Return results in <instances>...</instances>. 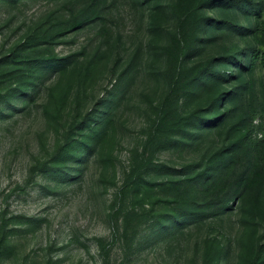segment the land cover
<instances>
[{
  "label": "rangeland",
  "instance_id": "1",
  "mask_svg": "<svg viewBox=\"0 0 264 264\" xmlns=\"http://www.w3.org/2000/svg\"><path fill=\"white\" fill-rule=\"evenodd\" d=\"M224 1L232 7L212 13L220 23L204 22L201 3L183 29L208 46L189 53L172 90L181 37L170 0H0V264H264V180L224 201L203 196L197 176L220 131L178 143L186 118L210 108L207 93L186 92L194 61L231 50L247 71L230 91L245 81L251 88L224 132L238 114L264 126V35L237 30L254 22L247 1ZM253 1L264 21V0ZM147 14L157 20L149 33ZM101 27L122 33L121 44H106L87 66ZM145 32L134 68L123 79L110 75L116 50L121 70ZM252 47L261 55L250 71ZM227 63L216 69L232 71ZM253 138L264 141V130ZM187 179L190 186L179 184Z\"/></svg>",
  "mask_w": 264,
  "mask_h": 264
},
{
  "label": "trees",
  "instance_id": "2",
  "mask_svg": "<svg viewBox=\"0 0 264 264\" xmlns=\"http://www.w3.org/2000/svg\"><path fill=\"white\" fill-rule=\"evenodd\" d=\"M88 1V0H84ZM97 2L98 0H93ZM149 1V0H145ZM234 5H243L241 0H234ZM248 2L249 8L251 9V14L254 15V22H252V27L239 26L238 31L245 30L246 32L257 33L262 29V34L264 35V21H261L259 17L261 16V7L258 2L253 0H245ZM201 3L206 5L205 9L207 17L204 22L212 25L213 22L220 23L218 20H215L213 13V8L217 6H228L232 7L230 4H226L224 0H170L171 8V22L175 25L178 30V35L181 37V42L177 43L175 63L172 64L173 71V80L170 81L171 89L174 90L179 83L180 76L183 75L184 63L188 59L189 53L190 56H195L194 53H201L207 48L206 38L201 37L200 33L196 37L193 33V36L189 32H184L188 26V21H196L197 15L196 11L200 9ZM147 12V11H146ZM144 29L149 33L152 29L156 18L152 14H147L143 20ZM228 23V28L232 27V23ZM144 33V38L141 39L143 42H139V47L131 51L130 58L127 61L123 69L118 70V66L122 59H120L121 51L116 50L117 58L115 61L108 60L107 69L110 75L120 76V79H123L129 74V68L131 70L134 68L133 64L135 62L136 52L142 45H146V39L148 33ZM122 33L116 35V30L111 28L107 29L105 27L99 28L94 34L92 40L98 44L91 42L92 53H89L88 56H92L90 59L87 58L85 63L87 66H91L93 61L99 59L104 54V48L107 45H110L111 49H118L120 42L122 41ZM115 36L118 38L115 42ZM113 40V44L112 43ZM194 53H193V52ZM235 51L231 50L228 55L223 56L224 58L218 57V59H213L214 57L208 58L204 62L201 59H196L194 61V67L189 71L187 79L184 80V86L187 88L188 96L191 95H206L207 99L210 100V108L207 113L200 114V111H195L192 118H186V122H183L181 125L184 127L180 130V135L178 136V143L182 146H189L191 142L203 139L207 135L208 131L218 130L220 131V139L216 145L214 153L211 154L212 160L209 163V166L205 170L199 173L197 177L202 181L201 192L203 196L209 194L221 195L222 201L224 198L231 193L232 190L236 191H247V188H250L257 183L259 178L264 180L263 167H264V153L258 150V146L264 143L263 140L253 138L257 129L264 130L262 124L255 125L253 124L252 117H245V115L238 114V122L234 123L231 127L224 130V123L227 117L231 114L236 115V110L240 107V101H242L246 92L251 88V83L248 81L243 82V84L234 88L232 91V84L236 81L241 80V74L244 71H247V67L243 64L242 60H238L235 55ZM260 51L255 47L251 49V65H249L250 71L253 70L254 65L257 59L260 57ZM198 55V54H197ZM262 59L264 60V52H262ZM111 58V57H110ZM232 63L234 68L232 71H222L216 69V66ZM200 63V64H199ZM227 63V64H228ZM198 64V65H197ZM146 70V68L144 67ZM119 71V72H118ZM239 71V72H238ZM76 69H74V73ZM73 73V74H74ZM80 77V73L76 72ZM119 73V74H117ZM146 76L149 74L147 70L145 71ZM142 85H145V82H141ZM230 87L229 90H223L222 87ZM121 96V92L117 93V97ZM117 99V98H116ZM221 109V110H220ZM210 114L211 116H207ZM178 124V122H177ZM159 128L165 125L164 118H160L157 122ZM205 152H203V156ZM202 157V156H201ZM210 158V159H211ZM195 183L196 176L192 178ZM189 179L180 181V185L190 186ZM256 192V191H253ZM258 200V197H256ZM259 209V204L255 208Z\"/></svg>",
  "mask_w": 264,
  "mask_h": 264
}]
</instances>
